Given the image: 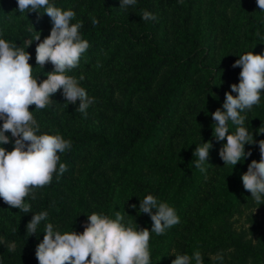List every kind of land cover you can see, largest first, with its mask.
Here are the masks:
<instances>
[{
    "label": "trees",
    "instance_id": "1",
    "mask_svg": "<svg viewBox=\"0 0 264 264\" xmlns=\"http://www.w3.org/2000/svg\"><path fill=\"white\" fill-rule=\"evenodd\" d=\"M50 3L73 10L71 23L82 22L80 34L90 47L66 75L77 78L105 112L98 118L111 127H85L74 109L63 117L58 91L45 109L30 106L40 125L37 135L58 134L71 141L70 149L58 153L67 170L34 189V203L27 202L31 212L17 209V221L0 224V264H38L35 250L48 223L61 234H79L93 213L115 219L119 211L126 226L151 232L150 216L138 210L149 194L173 207L180 221L163 235L150 234L151 264H171L175 255L197 250L204 264H264V203L258 205L241 180L251 161L260 160L264 90L260 103L241 113L255 143L245 144L251 155L233 169L219 155L226 139L214 138L211 115L224 110L225 92L239 83L241 68H233L234 62L251 51L264 54V11L256 0H136L127 9L119 7L120 0ZM144 10L157 19L142 20ZM38 11L21 13L16 0H0V38L23 48L26 39L40 33V41L25 49L31 48L32 74L39 83L54 68L36 65V44L52 27L45 9ZM89 63H99L115 78L118 92L128 98L124 107L114 100L113 90L106 92L97 82L92 86L89 78L79 80L78 69ZM237 127L229 121L228 134ZM5 134L12 142L0 147L11 151L14 138ZM204 142L212 147L202 173L193 152ZM44 211L47 220L29 235L27 223ZM11 242L14 252L7 248ZM217 253L222 261L213 259Z\"/></svg>",
    "mask_w": 264,
    "mask_h": 264
},
{
    "label": "clouds",
    "instance_id": "2",
    "mask_svg": "<svg viewBox=\"0 0 264 264\" xmlns=\"http://www.w3.org/2000/svg\"><path fill=\"white\" fill-rule=\"evenodd\" d=\"M16 2L21 13L39 12L44 8L43 13L52 22L50 34L36 44L35 61L42 69L45 64L51 63L54 70L39 83L29 64L31 55L25 49L33 41H40V33L26 39L23 48L0 38V145L12 142L5 133H10L14 138L11 151L0 147V199L11 208L29 213L31 205L25 203V199H35L34 189L49 185L57 171L63 174L67 170L66 164L60 163L58 153L71 148V141L61 135H37L40 125L29 110L30 106L45 109L53 102L51 97L62 90L67 103L79 101L76 110L86 118L87 109L95 101L79 85L77 78L66 75V72L79 66L82 54L90 47L80 34L82 22L71 23L76 13L71 9L55 7L50 0ZM135 4L136 0H120L119 7L127 9ZM256 4L260 11H264V0H256ZM140 18L144 21L157 19L147 10L142 12ZM92 23L95 26L98 21L93 19ZM232 67L241 68L239 83L230 85L231 92H225L224 110L217 109L211 115L216 125L212 133L214 138L217 141L226 139L219 155L224 165H231L233 169L251 155L250 151L245 152V144L255 143L252 133L243 126L245 117L241 113L260 103L264 90V54H253L251 51L241 55ZM83 79L81 75L79 80ZM232 92L236 95L233 96ZM229 121L238 126L232 134H228ZM258 143L260 160L251 161L241 180L244 189L260 205L264 203V140ZM201 145L195 148L193 154L198 156L195 167L203 173L212 144L204 142ZM138 210L150 216L151 232L147 228L136 230L131 225L126 226L122 223L124 216L119 211L115 219L97 213L87 216L88 223L79 234L74 231L61 234L54 230L53 224L48 223L43 240L35 250L38 264H151L150 234L163 235L166 229L180 221L173 207L158 202L151 194L140 201ZM47 218L46 211L33 214L26 225L27 233L36 235L38 225ZM7 248L9 252H14L15 242L8 243ZM213 259L222 261L223 255L217 253ZM193 260L195 264H204L199 250L191 256L177 254L171 264H192Z\"/></svg>",
    "mask_w": 264,
    "mask_h": 264
},
{
    "label": "rangeland",
    "instance_id": "3",
    "mask_svg": "<svg viewBox=\"0 0 264 264\" xmlns=\"http://www.w3.org/2000/svg\"><path fill=\"white\" fill-rule=\"evenodd\" d=\"M27 52L31 55V48L27 50ZM29 64L33 67L34 62L32 61V58L29 60ZM34 70V68H33ZM78 70H80L81 75L84 76V78H89V80L93 83L92 86H94V83L97 82L99 86H102L106 92H109L110 90H113L114 94V100L120 105L125 106L128 98L118 92V85L115 82V78L112 76H109L105 74V68L100 66L99 63H89L87 65L81 66ZM59 108L58 112L66 118H69L68 111L74 109L76 111L77 120L81 122V124L85 127H89L91 129H110L111 125L108 122H105L104 120L99 119L98 115L99 113H105L102 111L98 104L95 102L89 106L87 109V117L85 118L82 113H80L76 108L79 105V101H77L75 104L67 103L65 100V97L62 94V90H59ZM40 110V109H39ZM38 111V110H37ZM36 112V111H35ZM32 111V114L34 118H36V113ZM38 117V116H37ZM28 201L34 203V199H25V203ZM16 208H11L7 204L4 203V201H0V224H9L10 222L17 221L16 215ZM56 231H60L59 229H54Z\"/></svg>",
    "mask_w": 264,
    "mask_h": 264
}]
</instances>
